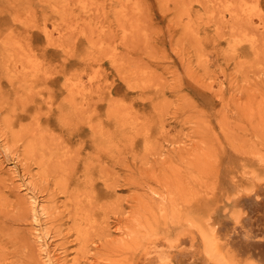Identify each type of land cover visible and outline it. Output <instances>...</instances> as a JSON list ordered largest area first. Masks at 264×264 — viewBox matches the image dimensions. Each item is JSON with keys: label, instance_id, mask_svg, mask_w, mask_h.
I'll return each mask as SVG.
<instances>
[{"label": "rangeland", "instance_id": "rangeland-1", "mask_svg": "<svg viewBox=\"0 0 264 264\" xmlns=\"http://www.w3.org/2000/svg\"><path fill=\"white\" fill-rule=\"evenodd\" d=\"M26 1L30 11L43 15L40 24L53 41L74 47L75 74L85 94L88 88L93 93L87 100L97 107L137 103L150 131L135 137L137 143L128 132H115L94 150L99 173L108 169L111 176L107 183L117 177L118 185H111L117 201L102 197L97 208L109 232L102 237L92 228L87 238L78 234L56 174L35 166L20 170L30 163L24 156L14 171L16 161L7 155L22 150L21 141L11 134L0 138V209L16 196L34 197L36 221L16 228L28 233L36 260L44 262L39 244L45 243L52 264H98L97 250L116 243L131 218V197L149 194L148 188L156 200L166 183L168 155L183 157L193 149V168L210 180V194L201 192L200 217L221 252L212 258L200 237L194 239L198 245L185 237L190 245L174 253L170 239L158 246L154 264H204L202 258L210 264H264V0H121L117 22L111 7L116 0H64L58 11L42 0ZM3 131L8 129L0 123V135ZM130 176L140 183L126 185ZM174 254L182 257L168 258ZM18 260L15 250L0 242V264Z\"/></svg>", "mask_w": 264, "mask_h": 264}, {"label": "bare ground", "instance_id": "bare-ground-1", "mask_svg": "<svg viewBox=\"0 0 264 264\" xmlns=\"http://www.w3.org/2000/svg\"><path fill=\"white\" fill-rule=\"evenodd\" d=\"M122 1H113L116 3L111 6L116 22L122 14ZM41 2L53 11L66 5L64 0ZM26 3V0H0V123L8 129L2 132L0 138L5 139L11 134L21 141L22 150L19 147L7 155L10 160L16 161L14 171L20 169L19 157L24 156L30 163L20 170L27 171L35 166L44 174H56L53 176L58 178V189L71 207L79 235L87 238V230L95 228L103 234L102 237H106L109 224H105L104 218L100 217L97 205L101 204L104 195L115 204L117 200L111 185L118 181L116 177L107 183L111 177L108 169L99 173L101 164L95 158L94 150L100 142L108 143L109 136L115 132L119 136L128 132L134 141L135 137L145 138L147 134L142 131L148 130L145 127L147 116L133 102H113L104 108L97 107L94 101L90 102L93 93L88 88L85 94V88L81 87L75 74L74 47L68 45L70 49L63 46V42L53 41L40 24L45 20L43 15L30 11ZM210 37L213 45L217 46L215 38ZM238 43L233 46L232 52L237 51ZM119 97L116 96L117 99ZM81 104L84 109L80 108ZM162 143L158 141L160 151ZM89 148L92 150L89 151ZM193 151L186 152L183 157L175 153L168 155L170 164L164 168L166 173L162 177L166 183H161L163 192L157 193L156 200L151 197L152 191L148 188L146 191L149 194L139 193L131 197L135 203L130 208L131 218L116 243L112 242L105 252L97 250L95 257L98 264H141L143 260L154 264L156 250L162 241H174L172 251L179 253L176 251L180 246L190 245L185 237L196 241V245L198 241L194 239L200 237L205 243L206 253L212 258L217 257L220 247H216L213 241L209 224H204L200 217L203 208L201 192H205L206 196L210 194V180L208 173H197L193 168ZM126 181V185L131 186L140 183L134 176ZM3 185L0 181V189ZM31 186L36 190L34 184ZM38 192L45 190L39 189ZM35 203L33 196L29 200L16 196L7 209H0V242L15 250L20 264H52L47 245L39 244L45 249V260L40 263L32 255L28 233L16 228L28 219L36 221ZM37 236L40 239L39 233ZM100 246L105 247L107 243ZM165 249L169 254L171 249L166 246ZM136 251L145 253L144 259L136 257ZM181 257L174 254L168 258L175 261ZM202 259L204 264L211 263ZM256 264H261V261Z\"/></svg>", "mask_w": 264, "mask_h": 264}]
</instances>
